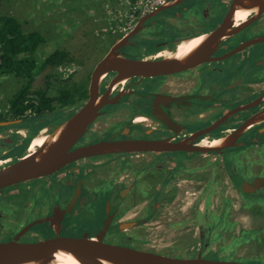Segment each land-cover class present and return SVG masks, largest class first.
<instances>
[{
  "label": "flooded vegetation",
  "instance_id": "obj_1",
  "mask_svg": "<svg viewBox=\"0 0 264 264\" xmlns=\"http://www.w3.org/2000/svg\"><path fill=\"white\" fill-rule=\"evenodd\" d=\"M232 1L184 0L145 21L130 37L141 20L163 4L139 17L125 34L103 33L106 40L119 36L102 58L121 42L118 52L129 59L156 61L193 55L198 61L194 67L173 74L132 77L119 83L116 72L108 73L101 82L100 96L115 101L103 107L70 151L128 140L213 147L235 134L248 119L264 118V13L245 26L256 11L242 21L236 17L232 33L216 43L208 40L225 22ZM159 29L164 30V36L157 34ZM197 38L200 40L194 48L179 54L178 47ZM84 104L74 105L63 118L29 115L3 121L0 116V169L30 154L33 139L51 135ZM189 155L222 159L235 196L246 202L248 197L264 199V184L256 183L264 179V121H260L219 151L111 152L79 159L53 174L0 190V243L17 238L20 243H33L58 236L93 239L105 233L106 243L144 250L138 236L141 229L163 228L166 233L165 228H169L176 231L173 235L194 233L195 226L184 221L153 228L163 207L175 208L185 193L187 175L196 170L189 169ZM226 156L230 157L228 164ZM197 170L198 176L204 175L203 166ZM200 180L203 176L196 182L201 190L197 201L205 192ZM82 215L87 219L78 222ZM252 220L257 221L254 214ZM197 231L204 243L203 223ZM196 253L206 255L203 249ZM238 260L264 263L255 257Z\"/></svg>",
  "mask_w": 264,
  "mask_h": 264
},
{
  "label": "rangeland",
  "instance_id": "obj_2",
  "mask_svg": "<svg viewBox=\"0 0 264 264\" xmlns=\"http://www.w3.org/2000/svg\"><path fill=\"white\" fill-rule=\"evenodd\" d=\"M75 2L80 4L79 2L82 0L79 2L75 0ZM71 4L72 0H8L3 3L0 9L16 16L30 30H38L52 37L49 39L50 42L59 43L71 53L74 57L72 63L57 69V73L61 76V80L58 79V81H61L62 86H74L75 94H77L86 90L90 83L93 68L119 35L111 39L108 38V40H106L105 34L91 35L81 23L79 24L82 17L77 12H69L68 5ZM161 19H164V16ZM157 34L164 36L165 32L163 29H159ZM49 72L47 70L38 76L35 83L38 89L46 86L45 75ZM21 86L22 79L20 78L14 76L0 77V112H7L6 100ZM82 100L74 102L72 107L76 105L75 103L83 105L86 99L83 98ZM71 109L69 106L62 108L59 117H66ZM56 117L58 118V116L52 118ZM229 158L226 156L227 164L230 163ZM186 162L189 169L194 168L196 170L194 172L190 170L187 175L188 181L184 183V186L187 187L183 189L185 193L180 197L181 201L177 202L175 208L163 207V211L153 223V228L162 223L165 225L184 221V223L189 224V227L195 226L194 233H176L173 235L176 231L165 227L166 233H164L163 228H158L155 231L141 229L140 234H138L144 243L141 247L147 251L179 259L194 258L197 256L196 252L203 249L206 254L204 257L208 259L238 260L255 257L264 260V199L248 197L249 201L246 202V200L235 196L226 174L227 167L218 157L189 155ZM202 166L204 167V175L198 176L197 168ZM202 176L203 180H200V184L205 192L203 198L197 201L201 190L196 188V182ZM181 208L183 209L182 212L180 211ZM201 212H203V216ZM253 214L257 221L252 220ZM86 219L85 215H82L78 222ZM201 223L204 225V233L202 234L204 235V243H202L201 235L197 231V226H201ZM249 231L251 233H247ZM211 250L214 252H209ZM240 261L247 262V260Z\"/></svg>",
  "mask_w": 264,
  "mask_h": 264
},
{
  "label": "water",
  "instance_id": "obj_3",
  "mask_svg": "<svg viewBox=\"0 0 264 264\" xmlns=\"http://www.w3.org/2000/svg\"><path fill=\"white\" fill-rule=\"evenodd\" d=\"M184 0L167 2L160 9L148 14L141 20L138 28L131 36L141 30V25L162 11L171 9ZM256 11V16L243 25L250 23L264 13V0H233L220 29L209 35L208 40L218 42L232 33V25L238 12L250 13ZM241 28V26L239 27ZM125 41V40H124ZM122 43H117L95 66L88 87V98L84 106L74 113L34 152L24 156L17 162L0 169V190L17 186L20 183L38 179L53 174L69 163L86 157L104 155L111 152H144V151H186L196 153H211L230 147L241 132L255 125L264 118H250L235 133L222 138L217 145L192 146L186 142L168 143L166 141H136L101 142L70 151L86 134L89 126L100 115V111L115 99L100 96V85L103 78L111 72L118 74L116 82H122L132 77H154L173 74L194 67L198 59L193 55L162 60H135L119 54ZM256 183H263L259 179ZM104 233V232H103ZM105 234V233H104ZM104 234L98 238H67L58 236L33 243H20L18 238L0 243V264H52L57 254H67L80 264H264L249 263L240 260L208 259L202 256L179 259L142 249L118 246L104 242Z\"/></svg>",
  "mask_w": 264,
  "mask_h": 264
},
{
  "label": "trees",
  "instance_id": "obj_4",
  "mask_svg": "<svg viewBox=\"0 0 264 264\" xmlns=\"http://www.w3.org/2000/svg\"><path fill=\"white\" fill-rule=\"evenodd\" d=\"M5 1L8 0H0V8ZM84 1L78 4L72 0L69 12L82 17L79 24L91 35L103 34L104 8L109 0ZM50 38L41 31L30 30L16 16L0 9V77L22 79L20 89L6 100L7 112H0L1 120H19L29 115L52 118L59 116L62 108H73L74 102L87 97L86 90L75 94L74 86H62L57 69L72 63L74 57L59 43L50 42ZM47 70L50 72L45 75L46 86L38 89V76Z\"/></svg>",
  "mask_w": 264,
  "mask_h": 264
},
{
  "label": "built area",
  "instance_id": "obj_5",
  "mask_svg": "<svg viewBox=\"0 0 264 264\" xmlns=\"http://www.w3.org/2000/svg\"><path fill=\"white\" fill-rule=\"evenodd\" d=\"M171 0H109L104 8L102 33L125 34L131 30L137 19ZM100 32V31H99Z\"/></svg>",
  "mask_w": 264,
  "mask_h": 264
},
{
  "label": "bare ground",
  "instance_id": "obj_6",
  "mask_svg": "<svg viewBox=\"0 0 264 264\" xmlns=\"http://www.w3.org/2000/svg\"><path fill=\"white\" fill-rule=\"evenodd\" d=\"M247 15H248V13L238 12V14H237V21L244 20L247 17ZM199 40L200 39L197 38V39H194V40L190 41V43L189 42L188 43H185L184 42L185 44L181 45V47H178V48H180L179 49V54L182 55V54L190 51L192 48H194L196 46V44L199 42ZM33 140L34 141L31 142L32 144L30 146V149H29V152L28 153H32L38 147H40L44 143L45 136H38L37 138H35ZM52 264H80V263L75 258H73L72 256L62 253V254H57L55 256V260H54V262H52Z\"/></svg>",
  "mask_w": 264,
  "mask_h": 264
},
{
  "label": "crops",
  "instance_id": "obj_7",
  "mask_svg": "<svg viewBox=\"0 0 264 264\" xmlns=\"http://www.w3.org/2000/svg\"><path fill=\"white\" fill-rule=\"evenodd\" d=\"M254 171H255V173H257V174H258V171H259V166H256V167H254Z\"/></svg>",
  "mask_w": 264,
  "mask_h": 264
}]
</instances>
